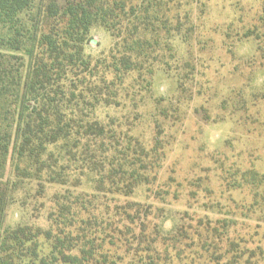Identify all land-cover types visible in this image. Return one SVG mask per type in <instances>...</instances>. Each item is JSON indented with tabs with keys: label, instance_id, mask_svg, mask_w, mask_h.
Wrapping results in <instances>:
<instances>
[{
	"label": "trees",
	"instance_id": "trees-1",
	"mask_svg": "<svg viewBox=\"0 0 264 264\" xmlns=\"http://www.w3.org/2000/svg\"><path fill=\"white\" fill-rule=\"evenodd\" d=\"M161 1L0 0V264L173 263L160 247L174 236L145 237L148 207L113 197L148 185V155L158 146L145 150L130 135L127 115H97L126 109L133 96L126 75L152 77L151 39L163 34L167 41L171 31ZM96 26L113 44L93 59L85 45ZM85 175L94 178V192L75 194ZM26 183L36 198L46 185L66 188L52 196L47 228L6 225L7 209ZM258 221L264 224V217ZM118 245L133 251L129 261ZM229 245L232 257L213 254L205 264H264V249Z\"/></svg>",
	"mask_w": 264,
	"mask_h": 264
},
{
	"label": "rangeland",
	"instance_id": "rangeland-1",
	"mask_svg": "<svg viewBox=\"0 0 264 264\" xmlns=\"http://www.w3.org/2000/svg\"><path fill=\"white\" fill-rule=\"evenodd\" d=\"M161 2L171 31L167 41L163 34L158 42L150 38L152 77L129 73L125 82H132L133 96L126 109L97 111L100 118L127 115L130 135L147 151L158 146L148 155V185L113 197L148 207L145 237L156 231L166 240L174 236L160 247L172 264L232 257V241L255 253L264 249V224L258 221L264 217V83H258L264 78V0ZM112 44L96 26L85 53L106 56ZM93 179L83 176L73 192L92 194ZM65 189L46 185L36 198L33 184L26 183L7 209L6 225L47 228L52 196ZM132 227L138 236V225ZM116 251L125 262L133 254L119 245Z\"/></svg>",
	"mask_w": 264,
	"mask_h": 264
},
{
	"label": "clouds",
	"instance_id": "clouds-1",
	"mask_svg": "<svg viewBox=\"0 0 264 264\" xmlns=\"http://www.w3.org/2000/svg\"><path fill=\"white\" fill-rule=\"evenodd\" d=\"M258 83H264V78H261V80L258 81Z\"/></svg>",
	"mask_w": 264,
	"mask_h": 264
}]
</instances>
